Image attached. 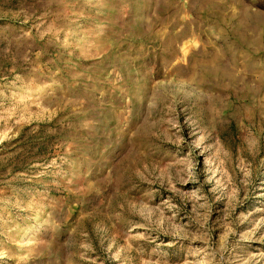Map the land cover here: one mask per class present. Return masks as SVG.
<instances>
[{
  "label": "rangeland",
  "instance_id": "obj_1",
  "mask_svg": "<svg viewBox=\"0 0 264 264\" xmlns=\"http://www.w3.org/2000/svg\"><path fill=\"white\" fill-rule=\"evenodd\" d=\"M0 264H264V0H0Z\"/></svg>",
  "mask_w": 264,
  "mask_h": 264
}]
</instances>
